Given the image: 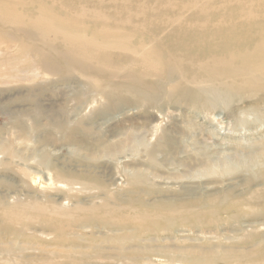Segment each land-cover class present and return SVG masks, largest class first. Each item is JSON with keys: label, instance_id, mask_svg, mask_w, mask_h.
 <instances>
[{"label": "rangeland", "instance_id": "374dc122", "mask_svg": "<svg viewBox=\"0 0 264 264\" xmlns=\"http://www.w3.org/2000/svg\"><path fill=\"white\" fill-rule=\"evenodd\" d=\"M205 3L197 15L192 6ZM221 6L174 0V14L171 6L133 18L120 8L109 27L138 26L156 35L159 52L144 40L99 61L45 44L31 24L10 21L21 12L0 18V264H264V66L246 70L237 58L258 56L251 25L237 13L244 47L210 67H184L172 52L178 35L162 39L181 23L211 27ZM130 60L136 75L124 70ZM142 62L162 73L144 75ZM240 155L252 165L240 172L241 191L224 186L227 177L198 198L161 183L190 185L205 178L203 164ZM193 199L200 204L183 210Z\"/></svg>", "mask_w": 264, "mask_h": 264}, {"label": "bare ground", "instance_id": "6f19581e", "mask_svg": "<svg viewBox=\"0 0 264 264\" xmlns=\"http://www.w3.org/2000/svg\"><path fill=\"white\" fill-rule=\"evenodd\" d=\"M194 2L195 0H189ZM29 6V8H26ZM172 13L174 0H154V4L148 3L143 0V7L134 10L131 0H0V18H5L8 9L12 11L21 12V18H12L9 14L11 22H24L31 24L36 30H39L41 40L45 44H52L58 42L62 46L68 48L73 47L75 53L90 61L96 60L98 57L105 55L108 49H123L128 51H135L142 47L144 40H153L150 49H158L155 36L149 35L145 37L138 33V26L133 28H122L115 25L109 27L107 21L116 15L120 8H123L129 17L133 18L134 15L138 17L141 11H156L171 7ZM195 13L199 15L209 8L207 3L201 7L197 5L192 6ZM28 10V11H25ZM264 9V0H222L220 11H216L207 17V21L211 23V27L203 28L200 31H191L185 23L175 25L169 32V36H164L162 39L169 40L171 37L178 35V40L173 44V57L184 67L187 63H192L198 60L204 67H210L216 63L224 61L225 51H232L230 57L235 59V50H241L244 47L242 43V36L236 32L237 28V13L243 16V22L251 25L249 33L246 36L247 42H250V51L253 56L254 52H258L256 59L251 60L237 53V58H241L242 64L246 70H252L255 67L261 68L264 66V20H256L259 12ZM24 10V11H23ZM29 12V13H28ZM31 13V14H30ZM55 16L60 17V21L55 23ZM177 22L180 21L181 14L175 12ZM231 20L230 24L223 25L225 20ZM75 20L78 25L76 29L66 27V24ZM136 24V23H135ZM65 25V26H64ZM141 26H139L140 28ZM129 35L136 37L135 42L128 40ZM154 47V48H153ZM142 50V48H141ZM149 52H142V58L145 59ZM237 60V59H235ZM147 60H144V62ZM142 62L140 70L143 74H161L162 70L159 69L163 65L159 62L150 65ZM163 59H161V63ZM160 63V64H161ZM190 67V66H187ZM186 67V68H187ZM124 70L127 74H134L138 72V64L135 60L127 62ZM244 118L240 119L242 123L239 124L237 136H244L246 130V121ZM247 129V128H246ZM243 130V133H242ZM242 133V134H241ZM210 155V154H209ZM207 155V157L209 156ZM204 156L200 157V163H203ZM229 157V156H228ZM208 161V160H207ZM244 168H252L249 162L244 157H237V160L232 158L221 159L217 161H209L203 164L200 169H196L198 177L205 176L202 180H196L189 185L180 180L161 181L164 185L172 184L178 192L187 194L185 196H194L195 198L207 196V192L213 188H220L215 182H209L214 178L227 177L228 181L224 183L229 190L241 191L243 183L240 180ZM163 180V179H162ZM113 184V183H112ZM196 184L194 187H190ZM171 187V186H170ZM211 189V191L213 190ZM200 204L199 201L193 199L189 204L183 206V210L195 209L194 205ZM191 207V208H187ZM90 229L89 227H86Z\"/></svg>", "mask_w": 264, "mask_h": 264}]
</instances>
